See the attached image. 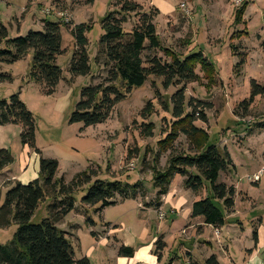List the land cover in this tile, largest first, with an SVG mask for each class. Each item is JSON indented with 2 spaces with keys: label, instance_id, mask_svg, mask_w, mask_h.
Masks as SVG:
<instances>
[{
  "label": "rangeland",
  "instance_id": "374dc122",
  "mask_svg": "<svg viewBox=\"0 0 264 264\" xmlns=\"http://www.w3.org/2000/svg\"><path fill=\"white\" fill-rule=\"evenodd\" d=\"M133 1L142 5L144 11L154 7L159 10L155 23L163 49L183 56L202 52L213 65L211 80L202 66L197 65L196 73L200 79L186 86V98L187 102L194 98L210 106H201L202 110L205 109L207 121H197L195 125L208 132L210 143L221 150L226 149L237 167L233 177L238 190L236 208L232 214L224 210V229L234 231L231 234L232 259L236 264H244L241 246L244 244L248 248L249 243L252 244L249 219L264 220V94L254 101L250 100L252 81L264 87V0H244L241 6L233 5L231 0ZM115 2H0V28L1 25L5 26L11 39L26 36L30 31H43L44 21L61 23L58 13L68 14L71 20L69 26L61 23L63 53L57 63L63 78L53 95L43 93L42 87L30 79L32 52L15 64H0V72L14 79L13 83L0 84V98L9 101L12 96L20 95L21 101L35 118L36 147L41 152L38 154L34 149L22 145L21 126H0V148L9 150L14 159L11 166L0 172V207L14 184L26 185L40 178L41 158L58 161L57 177L63 178L66 184L76 175L89 171L95 175L93 181L117 180L130 185L141 182L147 195L125 202L117 198V205L101 212L96 210L100 206L87 208L82 204L88 186L74 195L75 210L58 227L70 238L75 259L88 258L91 264H152L154 260L150 249L155 254L156 248L153 246L160 239L168 244L162 264H179L185 258L181 264H193L190 256L195 264H203V255L208 252L202 253L203 247L198 250L195 240L184 244L185 237H181L180 233L190 217L193 196L196 200L211 196L210 184L205 182L204 189L194 194L184 188L183 178L177 175L168 194L163 197L158 196L154 186V168L165 170L171 152L180 155L193 151L184 136L176 141L173 151L162 152L159 145L171 133L176 121L172 113V97L181 87L165 88L162 79L150 77L114 108L105 123L88 128L70 123L82 90L91 85L90 77L72 79L69 73L75 50L70 29L81 24L91 26L86 36L94 72V58L104 34L102 21L113 11ZM182 4H185L187 13L181 8ZM238 13L240 17L236 22ZM134 21L129 18L125 28L130 30ZM0 49L3 48L0 46ZM157 55L169 61L164 51L159 50ZM148 104L152 105V112L143 115ZM148 124L153 125L152 136L143 133V126ZM256 175L260 177L259 182L254 180ZM221 178L228 184L233 182L232 175L226 174ZM242 197L250 199L242 200ZM153 202H158L157 209L150 206ZM50 204L51 200L47 198L39 206L32 224H41L49 217ZM17 230L16 225L0 229V245L11 242ZM214 232L207 229L204 241L213 236L208 241L216 246L217 235ZM196 234L194 239L197 238ZM242 235H248L249 239ZM238 242L239 245H233ZM123 245L135 250L136 259L119 256V249ZM185 247L192 250L191 254L185 252ZM210 254L223 257L217 249L210 251Z\"/></svg>",
  "mask_w": 264,
  "mask_h": 264
},
{
  "label": "trees",
  "instance_id": "16d2710c",
  "mask_svg": "<svg viewBox=\"0 0 264 264\" xmlns=\"http://www.w3.org/2000/svg\"><path fill=\"white\" fill-rule=\"evenodd\" d=\"M7 0H0L5 2ZM145 8L133 0H116L113 11L102 21L104 34L99 40L97 55L94 58L96 70L92 72L88 53L87 34L91 26L75 25L70 33L75 42L69 73L72 79L90 77L91 85L84 88L70 123L82 124L85 128L105 123L114 108L125 101L134 90L142 87L150 77L162 79L165 88L181 87L172 97L175 122L171 133L159 142L162 152L173 151L180 136L186 137L193 148L190 154L174 155L171 152L168 167L159 171L154 168V186L158 196L168 194L175 176L183 178L184 188L194 194L200 193L205 182L210 184L212 195L195 201L191 218L201 217L206 225L220 228L225 225L224 210L231 213L237 196L233 184L221 181V177L234 175L236 166L230 153L210 143L209 134L195 125L197 121L206 122L207 117L201 106L208 104L190 98L187 102L186 86L197 83V65H201L208 79L214 75L213 65L202 52L180 55L170 49H163L157 35L155 19L159 14L156 7ZM240 17L237 14L236 22ZM135 19L132 28L126 29L128 19ZM137 19V20H136ZM70 24H68L69 26ZM61 23L43 22V31H30L26 36L11 39L5 26L0 28V64L12 65L33 55L30 79L42 87L43 93L53 95L63 78L58 66V58L63 53ZM69 28V27H68ZM159 50L169 61L157 55ZM97 73V74H96ZM7 73L0 72V84L13 83ZM251 101L264 94V87L251 82ZM148 104L143 115L151 114ZM19 125L22 128V145L36 147V124L33 114L14 95L9 101L0 98V126ZM153 125L143 126L146 136L153 135ZM14 159L7 149L0 148V172L11 166ZM59 163L54 159H40V178L29 184L16 183L8 190L0 207V229L16 225L18 230L11 242L0 245V264H91L88 258L75 259L74 249L67 233L58 225L75 210L74 195L86 186L87 195L82 204L87 208L100 206L98 212L121 202L143 198L147 191L141 182L134 185L121 181L92 180V172H82L68 184L59 179ZM220 179V183H219ZM50 198L49 217L41 224L34 225L31 220L39 206ZM158 202L150 204L156 208ZM160 206V204H159ZM91 222V221H90ZM92 226L94 223L92 222ZM164 240L155 245V255L159 262L166 248ZM135 250L121 246L119 256L133 258ZM206 264H219L211 257Z\"/></svg>",
  "mask_w": 264,
  "mask_h": 264
},
{
  "label": "crops",
  "instance_id": "0c3cea01",
  "mask_svg": "<svg viewBox=\"0 0 264 264\" xmlns=\"http://www.w3.org/2000/svg\"><path fill=\"white\" fill-rule=\"evenodd\" d=\"M193 1L194 0H192V2ZM236 173H237V167H236L235 174ZM233 177H234V175H232V181H233ZM231 184H233L235 186L234 181L231 182ZM235 188H236V191L238 193L236 186H235ZM170 189H171V187H170ZM193 199H194V202L198 201L195 199L194 196H193ZM249 199H250L249 197H242V200H249ZM193 203H192V205H193ZM235 208H236V201H235V207H234L233 211L231 213H227L225 211V213L232 214L235 212ZM189 216H190L189 219L186 220L185 228L180 233L182 236L181 235H179V236L185 237L184 244H187V242H192L195 240L199 246L198 250H202V247H203L204 251H202V253H205L206 251L208 252L207 255H203V257H204L203 258V264H206V262L211 257H215L219 264H236L230 255V248L232 247V239H233V238H231V234L234 231L231 228L225 230L224 229L226 227L225 225L223 227H220V228H214L212 226L206 225L204 223V219H202L201 217L191 218V213ZM249 222H250V224H252V229H251V235H252V242L251 243L252 244L249 243L248 248L244 244H243V246H241L243 248L244 256H245L243 258V263L244 264H264V220L262 218H260V220H258V219H253L252 217H250ZM225 223H226V219H225ZM207 229H212L213 231H215L214 233L217 235L216 246L213 242L208 241V240H212L213 236L211 239H205L206 241H204V235H205ZM195 232L197 233L196 239L193 238ZM244 236H245V239H249L248 235L247 236L242 235V237H244ZM236 237H238V235H236ZM202 240H203V242H202ZM239 240H240V238H239ZM240 242L233 244V245H239ZM165 243L168 246L167 242H165ZM167 246L164 249V251L167 249ZM153 248H155V244H154ZM184 249H185V252H188L189 254H191L192 250H188L189 248L186 249V247ZM216 249L219 250V252L223 255L222 258H220V256H217L215 254L214 255L210 254V251H212V250L216 251ZM150 250H151L150 254L152 255V258L154 260L152 262V264H159V263L162 264L163 259H164V257H163L164 251L162 253V259L159 262L157 256L155 254H153V250L152 249H150ZM208 255H210L211 257L209 258ZM135 257L136 256L134 255V257L131 259H136ZM189 258L192 260V263L195 264L193 257L190 256ZM185 259L182 261H179V264L183 263L185 261Z\"/></svg>",
  "mask_w": 264,
  "mask_h": 264
},
{
  "label": "built area",
  "instance_id": "2783aa9c",
  "mask_svg": "<svg viewBox=\"0 0 264 264\" xmlns=\"http://www.w3.org/2000/svg\"><path fill=\"white\" fill-rule=\"evenodd\" d=\"M232 1V4L235 5V6H241L243 4V1L244 0H231ZM181 8L183 9L184 12L187 13V9H186V6L185 4H182L181 5ZM49 13V12H48ZM49 15V14H48ZM58 16L60 17V20L62 21L61 23H64L66 25L70 24L71 20L68 16V14H64V13H58ZM255 182H259L260 180V177L258 175L255 176L254 178ZM163 217V216H162ZM161 217V218H162ZM186 264H189L188 262Z\"/></svg>",
  "mask_w": 264,
  "mask_h": 264
}]
</instances>
